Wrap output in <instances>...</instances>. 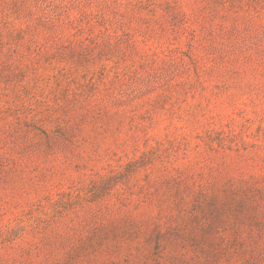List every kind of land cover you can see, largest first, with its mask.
<instances>
[{"label": "rangeland", "instance_id": "1", "mask_svg": "<svg viewBox=\"0 0 264 264\" xmlns=\"http://www.w3.org/2000/svg\"><path fill=\"white\" fill-rule=\"evenodd\" d=\"M0 264H264V0H0Z\"/></svg>", "mask_w": 264, "mask_h": 264}]
</instances>
